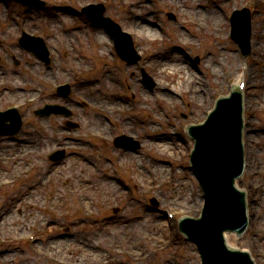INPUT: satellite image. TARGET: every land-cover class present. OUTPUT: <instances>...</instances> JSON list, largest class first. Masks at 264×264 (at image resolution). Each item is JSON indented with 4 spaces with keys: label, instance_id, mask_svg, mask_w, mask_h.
<instances>
[{
    "label": "rangeland",
    "instance_id": "rangeland-1",
    "mask_svg": "<svg viewBox=\"0 0 264 264\" xmlns=\"http://www.w3.org/2000/svg\"><path fill=\"white\" fill-rule=\"evenodd\" d=\"M85 1L89 0H78L72 4L75 5L74 8H77ZM182 1H186V4L180 7L181 5L179 4ZM125 2L130 3V9L126 8ZM175 2L178 3L176 8L180 10L175 9L174 5H170V0H112L106 7L105 15L118 23L123 31L133 32L136 35V37L134 36V42L138 43L139 51L145 60L141 62V65L151 71V74L155 76V81L157 79V71H159V68H157L158 61L168 58L164 63L161 62L165 64L164 70L166 71L162 72L164 75H161L158 82L162 84L163 82L168 83V81L174 80L175 83L172 84L175 85L171 88V91H177V89L185 90L183 87L184 81H181L183 78L180 80L177 73L173 74L168 71L171 68V62L175 59H184L185 67L191 69L195 61L198 60L197 70L199 71L195 76L196 80L203 82L204 90L207 91L204 92L211 96L210 99L207 98L205 101L206 107L203 106L200 109L199 107L202 104L197 105L195 104L196 102H191V96L188 97L185 94V97L181 96L182 100L174 101L177 102L175 111H171L169 105H158L156 103L160 107L155 108L154 113L156 112L160 121L151 120V114L153 113L150 110V108H153L152 104H150L151 101H143L141 96L137 94L135 95L138 98L135 100L130 98L129 91L132 90L135 93L141 91L142 93V86L137 79L133 81L132 75L125 76L123 74L125 68L118 64L117 61L107 63V72L105 74L107 80L103 76L104 73L98 72H104L105 66L103 65L98 67L93 74L86 76V78L78 77L75 79V90L82 97L91 99L94 103L100 105L114 103L113 108H127L126 105L129 102L125 104L124 102L126 101H123V99L119 101L118 99L121 96L126 99L129 97L128 101H131L135 111H139V113L147 117L139 119L138 112H136L137 114L133 117V130L138 134L149 136L150 139L146 141L147 144L143 146L138 155L133 156V160L130 158L122 159L123 162L121 161L122 163L120 164L123 166L126 164V166H129L128 164L134 166L140 174V182L137 184L124 183L119 185L111 182L106 173H110V164L107 163L105 158L109 156V150L113 149L112 147L109 148L102 141L91 140L90 142L80 141L78 143L72 141L71 134L73 132H56L57 119H51L46 122L47 128L45 132H40L35 126V117L29 110L26 113V124L25 126L23 125L25 127H23L24 132L22 131V135H20L22 143H11L5 139L0 143V178L9 180L14 179L15 175H20L19 177H21L17 184L8 187L9 189L5 188L0 191V213H5L3 215L0 214V248L7 251L0 256V264H44L40 259V255L36 254V250L42 252L41 242L34 249H25L24 245L20 244L2 247L1 235L6 233L17 235L19 234L17 229L22 230L23 228L25 231H36L39 234L41 230L46 228L54 230L57 226L68 227V233H64L66 234L65 237L53 235L55 241H60L61 249H53L52 251L56 252L60 258L72 263H81L85 259L93 262L104 261L109 258L112 250L124 246L131 252L133 258V261L125 259L126 264H198L199 260L196 251L175 228L176 221L180 216L184 214L196 215L195 212L202 204L197 182L187 169V160L184 161L185 154L188 152L187 149H191V142L186 140L187 137L184 134V126L189 123L199 122L203 116V111L213 106V98L220 94L228 93L226 90L227 86L222 80V72L217 69L218 67L214 66L219 73L216 79L212 78L210 76L211 72L207 70L208 68L206 69V65H210L212 59L215 61L221 59L225 64L229 61L225 57L221 58V56L229 54L235 59L236 67L238 66L230 70L240 68L237 73L230 72L237 75L242 74V69L244 68L241 66L245 63L246 66L256 72V74H250V78L253 79V77L256 76L257 78L259 76V82L264 85V25L260 24L258 26L261 34L257 36L255 32L257 29H255V24L253 23V40H255L256 49L258 48L255 55L257 57L256 62L252 56L243 60L237 47L228 38L229 24L227 21L224 20L219 25V31H217L216 35H208L207 32L210 29L206 28L204 30L207 25L205 27L203 25L200 30L195 25H188L191 18L197 15L204 20L202 16H208L210 14L208 12L211 11L214 14L218 13V17L222 21V16L230 14L234 8L240 5L242 0H229L228 2L226 0H175ZM64 3L61 0L57 1L56 10L58 12H52L51 14L56 18L47 19L46 22H52L53 24L51 25L58 29L51 42L52 46H65L69 52L71 51L70 44L72 42L71 29L67 31L66 35H64V30L69 24L72 25L71 23L75 22V15L71 13L72 4L68 3L67 6ZM58 7H63L64 9ZM6 11L8 12L6 17H8L9 27L13 29L7 35L8 38H11L18 35L17 23L20 19L16 18V16L20 14L21 10L17 6L4 7L0 2V17H3ZM172 12L175 16V21H171L167 17L166 13ZM260 18V16L256 15L255 19L260 20ZM32 21L33 17H30L26 22L30 30H38L35 26L43 28L44 22L40 20ZM81 23L82 21H76V29L74 30L76 35H90V30L104 31L97 27L95 29H92L91 26L87 28ZM179 24L185 26V30H181ZM144 37H157L158 40L149 43ZM185 39H194L187 49L181 48L178 43V40L184 41ZM79 40L84 49H87L88 45L91 44V49L87 52L90 55L95 52L102 53L105 51L104 46L98 45L101 48H97L94 45L95 42L90 43L88 40L86 42V37H80ZM105 43L109 46L106 40ZM10 47L13 50L12 52L11 50L8 51V54H10L8 57H15L14 59L18 60L19 65L15 67L12 64L13 70L9 71L10 73L7 72L10 68H7V70L0 69V82L3 84L7 83V89L11 91L9 94V91L4 90V88L0 89V93L4 94L0 95V107L8 100L16 103L17 101L22 102L25 98L35 97L36 90L42 87L40 82L42 80L41 77L44 76L43 72L49 73L37 64L31 63V58L22 55L16 48H13V45H10ZM252 52L254 53V51ZM63 61L66 62V65H64ZM83 62H86L84 58ZM54 63L57 66L60 65V73L55 78L61 82L68 78V74L70 75L71 73L67 68L77 66V63L66 58L62 51H59L58 56H55ZM153 63L156 66H153ZM85 66H90V64H85ZM228 67H225L226 71ZM62 71H65L66 74H62ZM9 78L12 79V82ZM156 94L152 93L148 97L153 99ZM254 96L257 102L254 106H261V101H264V88L254 93ZM247 97L249 96L247 95ZM138 99L144 104H139ZM211 99L212 101H210ZM71 101L75 104L73 115L76 117H72L71 119L73 120L71 122L75 121L77 123L74 125L76 126L74 128L76 134L86 133L85 130L87 129H100L101 126L97 125L98 120L101 125L106 124L105 117H100L97 113L86 109L82 111L77 107L78 100L72 99ZM53 102L57 103L59 100L52 98L48 94L43 103ZM38 106H40L39 103L32 106V108L28 107V109H34ZM163 113L166 116L168 114L169 127L165 125L166 121ZM60 123L62 122L60 121ZM158 123L161 125L158 126ZM254 123L260 132L258 131L256 135H251L249 141L260 142V146L255 147L252 142L247 147V150L258 153V150L264 145L263 110L255 116ZM150 128L153 130L157 128L158 131L165 133L172 131L177 134L174 139L169 134L161 135L158 137L160 139H157L151 135L152 130ZM29 139L35 141V147L31 143L27 145V142L30 141ZM246 144L248 145L247 141ZM60 145L73 149L69 151L65 161L54 165L44 159V154ZM156 145L161 146L162 149L164 145L167 146L170 153L161 156L162 153L168 150L157 151L155 149ZM172 145H175V147L171 148ZM28 146L34 148L30 149ZM18 156L20 158L15 159ZM250 158L254 160L251 155ZM159 161L167 162L163 165L165 168L163 173L155 172V167L161 165ZM258 161L264 162L261 157H258ZM17 162L20 166H16ZM177 162H181L182 166H178ZM29 165L35 166V172L25 175L24 171ZM171 166L176 169L173 170ZM115 167L117 168V166ZM18 171H21V173H15ZM171 174L174 175L171 186L159 189L157 183L166 180L170 181L171 178L169 177ZM154 179L157 183L153 184L152 180ZM255 183L256 179L248 180L247 178L243 184L251 191L249 185H255ZM126 184L128 185L127 188L125 187ZM150 185H153L154 193L147 198H141L140 191L144 189L151 190ZM129 192L130 195L137 194V197L129 198ZM253 194L251 193L249 197V205H251L252 212H254L253 226L259 231L261 229L260 226L264 228V217L263 219L257 217L254 210L255 206L251 204ZM262 196L260 193L256 199ZM152 197L159 204L155 209L147 210L141 206L140 200L148 201ZM80 204L88 205L89 207L81 213L78 210ZM109 204L118 205L121 208L120 213L113 217H107ZM87 212L95 213V218L92 220L84 219V213ZM168 213H174L175 218L173 221L166 218ZM18 220H20L22 227L20 225L17 226ZM73 238H75V242H73ZM161 243L168 244V248L164 252L152 256L147 261L143 260L147 252L157 249ZM238 245L248 248L257 258L258 264H264V259L258 255L261 250L264 251V238H255L249 233L244 240L238 241ZM87 248H90V250L86 251Z\"/></svg>",
    "mask_w": 264,
    "mask_h": 264
},
{
    "label": "water",
    "instance_id": "water-1",
    "mask_svg": "<svg viewBox=\"0 0 264 264\" xmlns=\"http://www.w3.org/2000/svg\"><path fill=\"white\" fill-rule=\"evenodd\" d=\"M232 115L234 116L233 129L237 126L236 120V105L234 108L230 109ZM221 126V124H219ZM217 127L214 123H211L209 126L208 132H211V129ZM231 128V124L228 125ZM227 129V128H225ZM225 130L218 128L212 132H215V138H212L211 135L206 136L208 141H198L197 151L195 153V161L198 163V166L202 169L201 173L198 172V175H206L208 180L204 184L206 189L205 199H206V208L203 217L199 221L187 222L184 221L181 225L182 230L186 236L193 240L199 247L202 254L205 255L206 264H240L239 261H236L231 256H222L218 253L217 249H220L222 246V233L223 231L228 230L229 228L237 227L235 223V205L232 199L228 196L231 193L230 181L227 179V176H224L225 183H219V177L222 173L231 174L236 172L240 166V156L237 150L231 146V150L226 151L231 141L220 137V132ZM218 137V138H217ZM234 138V136H233ZM224 145V146H223ZM231 162L232 166L227 171V167ZM213 169L216 170L217 175L213 176ZM213 184L217 187H213ZM226 184V189L222 185ZM228 184V185H227ZM222 189V190H221ZM224 189V190H223ZM235 202L239 203L237 197H234ZM239 221V219H238ZM229 235V234H227ZM225 235V236H227ZM216 259V260H215Z\"/></svg>",
    "mask_w": 264,
    "mask_h": 264
},
{
    "label": "bare ground",
    "instance_id": "bare-ground-1",
    "mask_svg": "<svg viewBox=\"0 0 264 264\" xmlns=\"http://www.w3.org/2000/svg\"><path fill=\"white\" fill-rule=\"evenodd\" d=\"M202 18H205L207 21V24L210 23L211 27L210 28V33L213 34L216 32V25L219 24L221 21L219 19V17H217L216 13L214 14V12L211 13V15L205 17L202 16ZM198 25L201 27L202 25L199 23V21H197ZM99 38V34H96L93 36V39L97 40ZM151 40H153V38H151ZM168 60V58H165L162 60L165 61ZM218 62H214L213 65H217ZM209 70L212 71V75L216 76L214 73V67L213 66H208L207 67ZM171 71L172 72H176V73H180L183 78L185 79L186 82V87L189 88V90L191 91V102H196V104H204L205 101L207 100V98H210V96L208 95V93H205L203 91V84L200 80H196V78L194 77V75L192 74V70L189 68L185 67V63H184V59H180V60H175L174 64H171ZM253 87V85H252ZM145 94V93H144ZM143 94L142 98H145V95ZM166 99H168L170 97V95H168L167 93L165 94ZM33 143V142H32ZM165 146V145H164ZM166 147V146H165ZM155 148L159 151H162V147L159 145H156ZM164 148V147H163ZM167 149V147H166ZM165 149V150H166ZM248 167H246L247 169ZM164 170V168L162 166H157L155 167V172H162ZM243 180V178H241ZM236 183V188H239L238 186H241V183L239 182H235ZM264 222V220H263ZM73 242H75V238H73ZM225 242L227 244L228 247L230 248H236L237 246H239L238 243V239L235 238L234 235L229 234L227 236H225Z\"/></svg>",
    "mask_w": 264,
    "mask_h": 264
}]
</instances>
